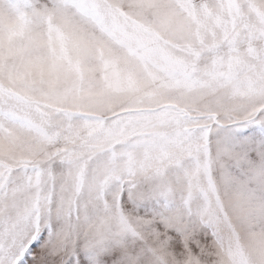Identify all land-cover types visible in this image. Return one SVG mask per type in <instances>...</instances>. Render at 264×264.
<instances>
[{
    "label": "snow or ice",
    "instance_id": "snow-or-ice-1",
    "mask_svg": "<svg viewBox=\"0 0 264 264\" xmlns=\"http://www.w3.org/2000/svg\"><path fill=\"white\" fill-rule=\"evenodd\" d=\"M0 264H264V0H0Z\"/></svg>",
    "mask_w": 264,
    "mask_h": 264
}]
</instances>
